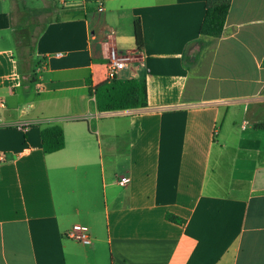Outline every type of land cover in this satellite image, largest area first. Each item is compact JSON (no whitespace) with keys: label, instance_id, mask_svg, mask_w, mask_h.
Here are the masks:
<instances>
[{"label":"crops","instance_id":"0c3cea01","mask_svg":"<svg viewBox=\"0 0 264 264\" xmlns=\"http://www.w3.org/2000/svg\"><path fill=\"white\" fill-rule=\"evenodd\" d=\"M19 1L0 0V264H264V0H228L218 39L209 0H37L28 73ZM103 41L137 109L97 112ZM49 126L65 146L45 154Z\"/></svg>","mask_w":264,"mask_h":264},{"label":"trees","instance_id":"16d2710c","mask_svg":"<svg viewBox=\"0 0 264 264\" xmlns=\"http://www.w3.org/2000/svg\"><path fill=\"white\" fill-rule=\"evenodd\" d=\"M228 10V0L207 1L204 18L199 29L200 38H220ZM43 29L44 27L37 29L34 25H29L26 29H17L18 51L20 48H26L23 57L19 56V60L23 64L24 73H28L29 65L32 64L35 42ZM133 36L135 46L140 50L142 48V31L138 21L134 22ZM89 92H92L95 97L96 110L99 113L133 110L141 105L140 85L133 79H116L112 82H105L90 89ZM40 141L45 154L58 152L65 146L63 131L58 126H49L42 129L40 131ZM167 218L173 223H184L183 220L173 215H167Z\"/></svg>","mask_w":264,"mask_h":264},{"label":"built area","instance_id":"2783aa9c","mask_svg":"<svg viewBox=\"0 0 264 264\" xmlns=\"http://www.w3.org/2000/svg\"><path fill=\"white\" fill-rule=\"evenodd\" d=\"M100 60L104 67L106 82H112L117 79L119 71L126 66V61L128 59L108 41H103L100 43ZM3 106L4 104L0 103V108ZM0 161H2L1 157ZM118 183L120 186H125L129 183V179L127 177H121ZM67 237L84 245L90 244L88 230L84 226H73L68 231Z\"/></svg>","mask_w":264,"mask_h":264},{"label":"rangeland","instance_id":"374dc122","mask_svg":"<svg viewBox=\"0 0 264 264\" xmlns=\"http://www.w3.org/2000/svg\"><path fill=\"white\" fill-rule=\"evenodd\" d=\"M33 2H31V0L27 1V0H21L19 1V4L16 6V11H15V19L17 22V25L21 22V24L23 26H20L19 29H26L29 25H33L35 24V22H37L38 26H43L44 24V18L43 15L38 14V10L37 7H39L41 5V3L37 0H32ZM37 1V2H36ZM40 27H37V29H39ZM36 31V30H35ZM20 48V47H19ZM25 49H21L19 50V56L23 57V54L25 53ZM93 161V166L91 168V170L94 172L97 169H99V156L97 153V146L95 144L94 147V156L92 158Z\"/></svg>","mask_w":264,"mask_h":264}]
</instances>
